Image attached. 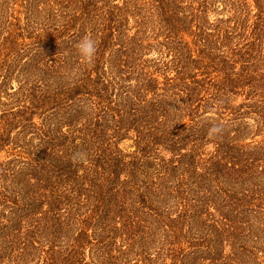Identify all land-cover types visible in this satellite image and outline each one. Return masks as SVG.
<instances>
[{
  "label": "trees",
  "instance_id": "1",
  "mask_svg": "<svg viewBox=\"0 0 264 264\" xmlns=\"http://www.w3.org/2000/svg\"><path fill=\"white\" fill-rule=\"evenodd\" d=\"M256 223L264 0H0V264H243Z\"/></svg>",
  "mask_w": 264,
  "mask_h": 264
},
{
  "label": "rangeland",
  "instance_id": "2",
  "mask_svg": "<svg viewBox=\"0 0 264 264\" xmlns=\"http://www.w3.org/2000/svg\"><path fill=\"white\" fill-rule=\"evenodd\" d=\"M12 80L13 81H10V84H13V87H17V82L14 81V75L12 76ZM256 184L259 185V182H256ZM252 219L254 220V223L257 222V220L259 221V218H257L255 213L252 215ZM257 225L258 224L256 223L254 225V229H252L254 230V235L250 234V237L243 241L244 243L242 247H246L245 249L250 251V254H247L245 257L243 254V260H245L243 264H264V240L260 237H255L257 233H259ZM256 254L257 257L255 256Z\"/></svg>",
  "mask_w": 264,
  "mask_h": 264
},
{
  "label": "clouds",
  "instance_id": "3",
  "mask_svg": "<svg viewBox=\"0 0 264 264\" xmlns=\"http://www.w3.org/2000/svg\"><path fill=\"white\" fill-rule=\"evenodd\" d=\"M76 47L80 57L85 62H90L96 52V41L90 35H85L78 41ZM220 131L221 129L219 126H213L209 129L208 134L209 136H213Z\"/></svg>",
  "mask_w": 264,
  "mask_h": 264
}]
</instances>
